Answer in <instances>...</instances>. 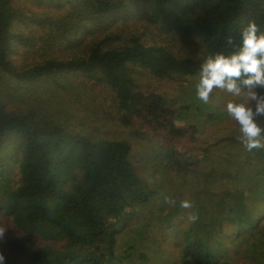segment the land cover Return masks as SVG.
Listing matches in <instances>:
<instances>
[{"label": "trees", "instance_id": "obj_1", "mask_svg": "<svg viewBox=\"0 0 264 264\" xmlns=\"http://www.w3.org/2000/svg\"><path fill=\"white\" fill-rule=\"evenodd\" d=\"M32 2L40 10L0 0V214L23 236L0 252L5 264H124L116 235L153 190L131 160V144L91 133L80 108L87 111L89 92L102 86L128 116L138 103L160 114L165 98L143 96L137 74L195 75L200 63L136 32L112 45L113 20L140 8L148 22L199 38L208 55L228 54L227 38L239 42L249 19L264 30V0ZM20 48L35 60L17 62ZM195 248L185 256L196 264H229L202 253L201 241Z\"/></svg>", "mask_w": 264, "mask_h": 264}, {"label": "rangeland", "instance_id": "obj_2", "mask_svg": "<svg viewBox=\"0 0 264 264\" xmlns=\"http://www.w3.org/2000/svg\"><path fill=\"white\" fill-rule=\"evenodd\" d=\"M22 1L28 9L40 10L38 3ZM129 13L113 20L116 35L110 44L120 45L127 34L136 32L146 42L164 45L200 64L208 55L199 38H181L148 22L140 8ZM32 30L42 33L39 27ZM94 36H88L86 44ZM34 58L27 48L14 56L22 63ZM198 72L164 78L147 71L137 74L143 96L165 98L163 111L157 115L138 103V110L128 116L102 86L89 92L87 111L80 108L91 133L131 144V160L153 190L149 201L133 209L116 235L118 250L125 251L124 264H196L194 255L185 256L186 251L198 252L196 241L203 243L202 253L209 252L218 262L264 264V149L248 151L241 143L238 122L226 111L229 101L242 98L214 88L208 103L198 99L194 87ZM255 91L264 93V88ZM257 123L264 130V116ZM165 196L174 198L176 205L166 204ZM181 200L193 207L181 208ZM189 213L198 218L189 220ZM0 228H5L0 250L6 254L14 247L12 241L23 236L2 214Z\"/></svg>", "mask_w": 264, "mask_h": 264}, {"label": "clouds", "instance_id": "obj_3", "mask_svg": "<svg viewBox=\"0 0 264 264\" xmlns=\"http://www.w3.org/2000/svg\"><path fill=\"white\" fill-rule=\"evenodd\" d=\"M232 50L228 54L217 52L207 55L200 64L195 82L199 100L208 103L214 88L230 93L238 100L226 104V111L240 126V140L248 151L264 149V130L257 123V118L264 116V93L255 91L264 88V30L249 19L240 30L239 42L227 38ZM164 202L175 206L177 201L169 196ZM179 206L191 209L193 204L181 200ZM198 217L189 213L188 219ZM5 228H0V241L4 240ZM0 264H5V257L0 252Z\"/></svg>", "mask_w": 264, "mask_h": 264}]
</instances>
